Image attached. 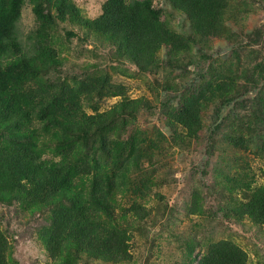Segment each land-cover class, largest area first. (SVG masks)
Returning a JSON list of instances; mask_svg holds the SVG:
<instances>
[{"label": "trees", "instance_id": "16d2710c", "mask_svg": "<svg viewBox=\"0 0 264 264\" xmlns=\"http://www.w3.org/2000/svg\"><path fill=\"white\" fill-rule=\"evenodd\" d=\"M165 1L184 15L191 32L173 29L152 0H105L94 18L80 15L72 0H0V204L17 203L23 211L47 215L49 222L38 235L50 264H117L128 257L133 223L138 228L150 214L139 201L145 186L140 172H146L148 163L155 165L152 171L161 163L154 158L155 137L126 134L144 99L123 96L99 111L93 97L119 94L117 87L109 85L110 91H104L96 75L79 80L50 74L49 66L58 61L50 44L54 18L69 20L108 43L118 57L132 61L140 71L157 65L162 49H166L167 57L161 60L165 66L179 61L210 34L231 40L230 56L211 60L206 67H200L202 53L191 56L188 63L198 66L199 85L165 112L166 119L195 139L202 128V109L213 105V129L222 130L233 147L255 148L264 155V81L256 75L264 73V56L255 59L254 53L261 51L253 47L264 45V30L236 31L228 25L227 18L236 19L229 14L234 6L228 0ZM25 3L32 6L35 25L24 36L18 24ZM241 97H249V104L239 103ZM243 183L241 197L232 198L230 206L222 205L220 211L262 226L264 185ZM127 193L129 203L123 205L118 196ZM128 215L130 225H120ZM8 248L5 229L0 227V264H10ZM183 248L181 264H247L248 260L245 250L228 238L210 241L199 259L191 257L192 244Z\"/></svg>", "mask_w": 264, "mask_h": 264}, {"label": "rangeland", "instance_id": "374dc122", "mask_svg": "<svg viewBox=\"0 0 264 264\" xmlns=\"http://www.w3.org/2000/svg\"><path fill=\"white\" fill-rule=\"evenodd\" d=\"M104 1L72 0L79 14L85 18L98 16ZM228 2L234 6L229 14L236 17L227 18L228 25L236 31H248L253 27L264 30V0ZM152 3L161 9L163 19H170L173 29L191 32L184 15L172 9L168 2L152 0ZM242 7L244 10L240 11ZM31 8L30 3H25L21 9L18 25L24 36L35 25ZM52 14H56L54 9ZM54 20L49 30L50 44L58 61L49 66L50 74L79 80L96 75L103 81L104 91H110L109 85L117 87L121 91L119 94L93 97L99 111L109 109L123 96L144 99L126 134L137 132L141 137H155L158 145L154 158L161 163H156L154 171L152 167L155 165L148 163L149 167L144 168L146 172H140L145 186L141 188L143 199L139 201L150 209V214L146 220L140 221L138 228L137 223H133L134 230L129 231L130 254L117 264H181L185 257L183 247L187 242L193 245L191 257L199 259L206 245L220 238H228L245 250L247 264H264V225H256L247 217L235 219L231 214L223 215L220 211L222 205L230 206L232 198L241 197L243 181L264 185V155L255 148L233 147L223 137L222 130L213 129V105L202 109V128L195 139L188 138L184 127L170 123L165 114L179 103L183 95L199 85L198 66L188 63L191 56L199 57L202 53L204 57L199 58L200 67H206L211 60L215 63V60L230 56L231 40L210 34L207 41L191 47L179 61L171 60V65L165 66L161 60L167 57L166 49H162L157 55V65L151 64L147 70L140 71L132 61L118 57L108 43L95 39L80 26L69 20ZM261 36L264 38V31ZM253 47L261 51V54L254 53L255 59L264 56V45L259 46L258 43ZM246 51L241 53L243 60H246ZM179 63L183 65L177 66ZM258 73V79L264 81V73ZM250 100L249 97H241L238 102L248 105ZM147 101L149 106H145ZM228 109L226 107L224 113ZM85 110L90 112L86 106ZM232 178L234 181H230ZM118 198L120 203L128 205V193L124 198ZM17 205L0 204V227L5 229L8 239L9 263L50 264L52 260L38 235V229L49 222L47 215L29 213ZM119 211L120 208L116 207L115 213ZM131 220L128 215V220H119L120 225H130ZM88 264L92 262L88 261Z\"/></svg>", "mask_w": 264, "mask_h": 264}]
</instances>
